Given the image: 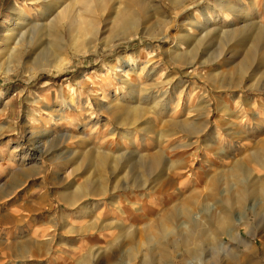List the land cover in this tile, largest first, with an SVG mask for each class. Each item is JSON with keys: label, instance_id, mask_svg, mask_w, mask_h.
<instances>
[{"label": "rangeland", "instance_id": "rangeland-1", "mask_svg": "<svg viewBox=\"0 0 264 264\" xmlns=\"http://www.w3.org/2000/svg\"><path fill=\"white\" fill-rule=\"evenodd\" d=\"M155 1L174 16L167 0ZM216 1L185 0L189 11L170 23L167 39L152 38L141 26L137 37L112 33L103 45L82 32L81 51L68 43L67 18L56 17L66 8L75 18L84 11L82 0H13L29 19L10 40L3 28L13 27L17 14L0 1V110L8 106L0 117V264H79L88 254L79 253L82 243L96 245L89 264H141L142 252L154 245L149 264H200L217 250L218 240L229 242L226 233L237 229L250 248L239 245L244 253L238 261L221 249L215 264H264L261 194L235 206L226 233L216 238L215 226H208L211 236L194 242V257L176 244L192 223L206 229L214 213L224 215L225 201L264 183V165L254 157H264V81L251 78L261 57L244 62L242 45L227 32L247 22L243 14L214 19L205 8ZM225 3L249 12L248 22L264 24V0ZM158 20L155 15L147 25L164 32ZM189 21L200 22V29L188 33L179 48L183 56H170ZM101 25L100 40L110 27ZM96 43V52H85ZM238 67L247 69L231 85ZM134 108L139 116L131 121L126 113ZM86 150L94 152V162L107 153L109 167L91 168L83 160ZM160 150L164 166L153 173L145 161ZM87 178L104 182L106 195L84 196L71 206L66 198ZM148 187L158 190L143 194ZM142 204H158V212L146 214ZM131 214L139 218L135 228L148 231L138 235L139 244L123 226L132 224ZM170 214L177 218L170 220ZM92 223L95 228L87 230Z\"/></svg>", "mask_w": 264, "mask_h": 264}, {"label": "bare ground", "instance_id": "bare-ground-1", "mask_svg": "<svg viewBox=\"0 0 264 264\" xmlns=\"http://www.w3.org/2000/svg\"><path fill=\"white\" fill-rule=\"evenodd\" d=\"M0 1H1V3L6 4V6L8 5V7H6V8L8 10H10L13 15L17 14L16 18L14 19L13 27L8 26V27L3 28L4 31H6V33H5L6 38L5 39L10 40L14 31H18L19 27H21L24 24L25 20L26 19L28 20L29 18L27 17V15L25 13L26 11L22 10L21 7L19 6V4L14 3L13 0L12 1L11 0H8V1L7 0H0ZM38 1L42 2L44 0H38ZM167 1L173 9L174 16L172 15V17H170V15L168 16L167 13L165 12L166 10L164 11L163 8L159 5V3H155L156 2L155 0L154 1L153 0H97V3L95 0H82V2L84 4L83 5L84 11L82 13L78 12L76 14L75 18H71L70 12H69V14H67V10L65 8L64 11L62 12V14H64V15L58 16V17H56V19L60 20L61 18H63V19L67 18V20L65 22H67V25H68L69 31H70V39H69L68 43L74 45L77 48V51H81V48L84 49V46H83L84 44L80 43L82 32H85V33L90 34L92 36L96 35L97 40L101 41L103 43V45L108 43V41L110 39V35L112 33L114 35L122 38V39H126V38L132 39V38L138 36L139 29H141V28L145 32H147V34H149L152 38L153 37L154 38L160 37L161 39H167L169 36L165 32L167 31L168 27L170 26V23H172L173 20H176L177 18H179L181 15L186 14L190 8L187 6L185 0H167ZM225 2H226V0H217L215 2V6H207L205 8L206 9L205 11L210 12V10H212V12L214 13V15L212 13V15L214 16L213 18L214 19L216 18L217 20L219 19L221 21H225V20L231 18L230 16L232 14L234 16H240L241 14H243L242 17L244 19V22H247V23H245L244 26L241 27L240 29H238V28L234 29L233 28L234 30H229L227 33H228V36L230 38L235 37L237 40H239V42H240L239 44L242 45V48H241L242 51H241L240 55H243L242 57H245L244 62H247L249 60H253L255 57L258 58V56L261 57L260 61H259L260 65L257 69H255L253 71V73H251V78H252V80L258 79L257 80L258 82L261 79H263V81H264V24H259V23L257 24V23L248 22L247 17H248L249 12H247L246 10H239L235 6H232V4H229V3L227 4ZM68 7H70V4H68ZM215 7L220 8L221 13H219V11L217 9H215ZM82 14H85L86 16L83 17ZM192 14H193V12H192ZM155 15L159 19L155 25L162 26L163 28H166L164 30V32L156 33V28H155L156 26L152 30L149 29V26L147 24H148V22H150V20ZM208 18H209V16H208ZM63 19H61V21ZM188 19H186V20L184 19L185 22ZM103 21H105L106 24L110 27H107V29L105 31L104 38H102L100 40L98 35L103 30L102 25H101ZM191 21L187 22V23H189V26H190L189 29H182L180 31L179 37L177 38V40H175L176 43H175V46H173L174 48L172 47V49H170V52H169L170 56H172V55L174 56L175 54H176L177 58L181 55L183 56V51L181 52L179 48L182 47L184 49V46L187 43L185 40H186V38L189 37L188 33L191 32L193 29H200V22H198V21L191 22ZM206 21L209 22L208 20H206ZM213 21L211 20V24ZM176 24L178 26L180 25V23L179 24L176 23ZM183 24H186V23H183ZM30 25H32V24H30ZM141 26H143V27H141ZM106 32H108V34H106ZM194 32H195V30H194ZM223 32H224V30H223ZM7 34H9V35H7ZM224 34H225V32H224ZM200 39H199V42H200ZM58 44L59 45H65L59 39H58ZM97 46H98V43H96L95 46H89L85 50V52H87V51L96 52ZM54 50H55V48H54ZM173 59L178 60L175 58H173ZM55 62H56V65L60 66V67H62L63 64L65 63V61H62L60 59L57 61L55 60ZM247 68L238 67L235 70H233V72H231L233 74V79H232L231 85L238 84V82H235V81L237 79L239 80L241 78L242 74L246 71ZM133 72H135V71L133 70ZM259 72L261 73V76H259V78H258ZM4 104L6 105V103H4ZM7 111H8V106H5L2 110H0V117L7 115L6 114ZM138 112H139L138 109L134 108L133 112H127L126 113V114H128V117L127 116L126 117L131 121L138 120V116H139ZM122 116H124V115H122ZM198 130H200V129H197L196 131H198ZM93 154H94V152H92L91 150H89V151L86 150L83 153V160H85L90 165L91 168L94 165V163H97L96 164L97 167H98V164L100 166L106 165V167L107 166L109 167V165H107V163H106L107 153L106 154L99 153V155L96 158V160H97L96 162H94V160L92 161V159H95V156H94L95 154L94 155ZM254 157L256 158V160L259 161L260 164L264 165V157L259 158L257 153L254 154ZM149 158L150 159L146 160L145 162L147 163L146 165L151 168L152 172H153V170H155V172H153V173H156V170H158L157 168L163 169L162 167L164 166V164H162L163 163L162 161L164 158H163V154L161 153V150L154 155L152 154ZM164 162H166V160H164ZM173 164H175V162ZM103 168L105 169V167H103ZM161 172H162V170H161ZM161 172H159L158 178H160L159 176L162 174ZM98 173H99V171H98ZM155 176H153V177H155ZM162 176H163V174H162ZM205 177H208V174H206ZM254 182L255 181H250V185H253ZM147 184H144L143 186H146ZM113 188H115L114 185H113ZM160 189L163 190V189H165V187H161ZM148 190L153 192V191H156L158 189L156 187H150L149 189L144 191L143 194L149 193ZM106 193H107L106 189H104V182H102L98 179L94 180V181H92L91 179H88V180H85V184L79 185V187H77L73 191V193L69 197H67L66 199L70 198L69 202H70V200H71V202L69 204H71V206H73V204H75L78 200H80L81 197H84V196L85 197H87V196H91V197L104 196V195H106ZM259 194L263 195V197H264V183L262 184V187L259 190L254 189V188H246L245 190H242V192L240 194H238V195L236 194V196L234 198L235 200L229 198L227 201L224 202V207H225L224 212H223L224 215L223 214L219 215V214L214 213L212 215V218H211L212 221L207 223L206 229L200 228L198 226L196 227V226H194L195 224L192 223V225L190 226V229H189L190 231H188L186 233H183V232L180 233L181 236L178 238V242L176 244L183 245L187 249V255L190 257H194L195 252H194L193 247H192V245L195 244L194 242H197V241L199 242V239H202V241L200 240V242L202 243L203 242L202 237L209 239V236H211L209 229H208V226L209 227L211 225L215 226L214 234L216 235V238L218 237L217 234H224V232H225L224 228L228 224L232 225V223L234 222V213L235 212H233V210H234L235 206L244 205L245 201H247V199L249 197H256ZM88 203H90V202H88ZM157 205L156 206L154 205L155 207H147L145 204H142L141 208L146 212V214L156 215L155 213L157 211L156 210ZM88 208H90V207L86 206V210H87L86 214L90 211V209L88 210ZM160 208H159V210H160ZM134 210H131V213H134ZM127 212L130 213V211H127ZM84 214H85V212H84ZM130 217H132V214ZM157 217H158V215H157ZM157 217H155L154 219L152 218V223L156 221ZM168 218L170 220L171 219L174 220L177 218V216L176 215L172 216L170 214V215H168ZM129 220L132 221V224L125 223V224H123V226L128 227L127 231L129 232V234H128L129 239L132 242L139 244L141 242V240H138V235L140 234L141 238L144 237L145 235L148 236V231L145 230L144 228H143V230L140 228H138V229L135 228L136 226H134V225L139 221V218H137L135 215H134V217L130 218ZM65 223L67 224V222H65ZM154 225H156V222ZM119 226H120V228L123 227L121 225H119ZM247 227H249V225ZM91 228H95L94 223H92L89 227H87V230H91ZM102 228H104V230H105V227H102ZM107 229H108V227H107ZM78 231H79V229H78ZM226 235L229 237V242L227 240L226 241L218 240L216 245L213 246L214 248H217V250L212 251V253L209 254L210 258H208L207 260H204L203 262H200V264H204V262L206 263V262H212V261H213L212 264H215L216 261H218V252L221 249H227L228 250L227 252L230 253V254L228 253L229 255L234 254L233 257H235L236 261L239 260L241 255L243 257L242 253H244V251L241 249V246H239V245L242 244L243 246L250 248V246H249L250 240L239 229H237V231L234 233H229V234L226 233ZM205 240H204V242H206ZM209 242H210V240H209ZM207 243H208V241H207ZM95 246L96 245L93 243H88L86 245H85V243L81 244V249L79 248L80 249L79 253H83V251L88 250V254L87 255L84 254L82 260L79 261V264H89L91 254L94 251ZM156 246L155 245L152 246L148 250V252H144V251L142 252L141 257H140L141 264H149L151 262V260H150L151 256L157 251ZM114 253H115V251H113L112 253H109V254L115 255ZM240 262H241V260H240ZM252 263H254V262H252ZM190 264H194V263L190 262Z\"/></svg>", "mask_w": 264, "mask_h": 264}, {"label": "crops", "instance_id": "crops-1", "mask_svg": "<svg viewBox=\"0 0 264 264\" xmlns=\"http://www.w3.org/2000/svg\"><path fill=\"white\" fill-rule=\"evenodd\" d=\"M75 215H76V214H75ZM76 216H77V215H76ZM71 227H73V226H71ZM48 241H49V240H46V241H42V242L40 243V244H42V248H43V247H47V246H46V242H48ZM36 249H37V251H40V250H41V246H38Z\"/></svg>", "mask_w": 264, "mask_h": 264}]
</instances>
